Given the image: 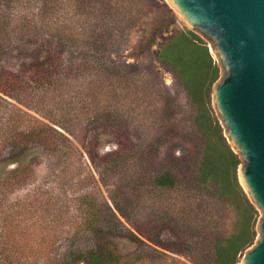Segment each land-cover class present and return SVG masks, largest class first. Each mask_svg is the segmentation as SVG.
Returning <instances> with one entry per match:
<instances>
[{
  "label": "trees",
  "instance_id": "16d2710c",
  "mask_svg": "<svg viewBox=\"0 0 264 264\" xmlns=\"http://www.w3.org/2000/svg\"><path fill=\"white\" fill-rule=\"evenodd\" d=\"M18 2L0 0V60L7 49L20 42L35 45V57L29 75L0 69V264H182L164 251H159L160 257H145L142 237L153 242L152 235L160 230L171 232L179 240L176 248L162 242L160 247L184 255L185 246H189L194 252L190 254L193 264H200V257L205 264H236L240 252L255 240L257 209L238 181L241 160L210 112V93L219 77V66L205 41L190 29L168 38L156 57L173 71L196 106L194 121L203 144L193 184L236 210L239 220L233 230L216 234L208 226L189 225L183 214L175 216L167 208L153 215L149 230L143 227L138 193H128L130 183L138 189L142 180V161L127 166L137 153L134 148L126 154L111 151L103 158L91 190L74 199L77 219L65 225V210L53 203L54 195H64L60 187L58 191L56 187L38 186L22 199L9 200L33 175V168L25 161L30 148L62 153L64 165L56 177L74 176L84 164L81 148L85 147L82 140L86 133L98 129L129 133L124 112L113 109L108 94L97 102L93 82L101 49L118 35L91 28L65 37L58 26L52 30L45 20L46 0H41L34 17L18 15ZM169 19L152 28L146 47ZM79 35H83L84 52H77ZM68 38L74 45H67ZM67 48L75 50L71 60L64 56ZM89 159L94 163L90 155ZM129 166L133 169L126 175ZM150 183L168 191L177 189L181 179L173 169L164 168L151 177ZM62 228L68 240L64 252L56 256L32 252V241L44 242L45 250L63 233ZM127 243L135 244V248L124 250ZM41 257L43 261H39Z\"/></svg>",
  "mask_w": 264,
  "mask_h": 264
},
{
  "label": "rangeland",
  "instance_id": "374dc122",
  "mask_svg": "<svg viewBox=\"0 0 264 264\" xmlns=\"http://www.w3.org/2000/svg\"><path fill=\"white\" fill-rule=\"evenodd\" d=\"M46 1L48 6L45 20L52 30L58 26L62 33H65V37L72 32H87L91 28L118 35L115 41L110 44L108 42V45L101 49L102 59L96 66L93 82L96 86L97 102H101L103 94H108L113 109L124 112L129 133L122 135L110 129L86 133L82 140L85 147L81 148L84 164L80 170L76 168L74 176L56 177V172L58 169L62 170L64 165L62 153L50 152L41 147L30 148L25 161L33 168V175L24 187L9 197V200L22 199L38 186L56 187L58 191L60 187L64 195H54L53 203L65 210L62 218V225H65L72 219H77L74 199L91 190L94 180L98 179V170L102 166L103 158L111 151L126 154L134 148L137 153L132 155L127 166L136 160L142 161V180L138 189L135 188L136 184L130 183L128 193H138L143 227L148 229L147 225L153 215L167 208V211L175 216L183 214L182 217L187 218L185 222L189 225L208 226L210 231L216 234H228L239 220L236 210L215 196L197 190L192 181L201 159L203 144L202 135L194 121L196 106L173 71L156 57L161 45L176 32L190 29L188 25L167 0ZM17 4L15 11L18 15L25 13L26 16L34 17L41 6V0H19ZM165 18L170 19L155 34L150 46L146 47L152 28ZM76 41L79 46L77 52H84L86 46L83 35H79ZM66 42L67 45H74L70 38ZM34 49L35 45L23 42L7 49L1 57L0 69L8 68L29 75L30 62L35 57L32 53ZM74 53L73 48H67L64 56L71 60L75 56ZM211 93L210 112L218 120L212 106ZM75 143L80 145L76 141ZM89 155L94 163L90 161ZM131 168L133 169L129 166L126 175L131 173ZM164 168L173 169L180 177L181 184L177 189L166 191L151 185V177ZM258 217L257 210L253 225L256 235ZM61 231L63 233L58 234L54 243L46 246L45 250L44 242L39 239L32 241V252L45 254L44 251L45 255L51 256L64 252L68 240L63 228ZM152 236L155 239L153 242L142 237L146 243L143 247L147 249V259L150 256L158 257L159 251H164L176 256L182 264H193L190 254L194 252L189 246L184 248L187 253L185 256L176 255L160 247L161 242L177 247L179 240L171 232L160 230ZM134 248L133 243L123 246L124 250ZM245 250L240 252L236 264L240 263ZM39 261H43V257ZM199 263L205 264V261L200 257Z\"/></svg>",
  "mask_w": 264,
  "mask_h": 264
},
{
  "label": "water",
  "instance_id": "95a60500",
  "mask_svg": "<svg viewBox=\"0 0 264 264\" xmlns=\"http://www.w3.org/2000/svg\"><path fill=\"white\" fill-rule=\"evenodd\" d=\"M207 42L220 74L211 101L237 177L259 211L254 243L239 264H264V0H167Z\"/></svg>",
  "mask_w": 264,
  "mask_h": 264
}]
</instances>
